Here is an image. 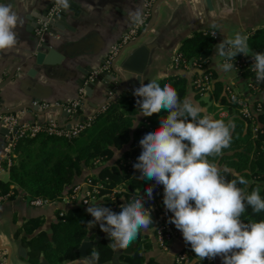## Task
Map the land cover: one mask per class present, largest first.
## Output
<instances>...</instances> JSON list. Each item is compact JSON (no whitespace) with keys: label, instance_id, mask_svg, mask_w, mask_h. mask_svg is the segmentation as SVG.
I'll use <instances>...</instances> for the list:
<instances>
[{"label":"crops","instance_id":"obj_1","mask_svg":"<svg viewBox=\"0 0 264 264\" xmlns=\"http://www.w3.org/2000/svg\"><path fill=\"white\" fill-rule=\"evenodd\" d=\"M147 1L74 0L76 9L67 10L61 20H54L52 17L60 15L59 12L53 16L50 14L55 0H0V4H11L12 10L23 18L22 26L16 29L17 45L11 50L0 52V83L6 82L0 89V105L4 111L15 109L20 123L27 125L51 122L75 125L87 118H92L93 121L99 113L107 111L112 102L118 103L119 110L123 111L124 104L121 100H127L130 92L141 85L137 84V75L134 73L132 74L135 78L127 79L128 87L124 88L120 96L118 93L122 83L112 74L111 77L103 78L90 95L86 91L82 108L75 114L65 115L62 107L77 99L81 88L85 87L86 90V82L92 72L104 65L114 47L121 43L123 37L135 26L129 19V12L139 9L144 16ZM152 8L149 24L152 20ZM34 15H47L50 18L48 23L51 35L46 38L64 56L60 65H54L48 71L43 69L35 77L29 73L38 69L35 60L40 45L37 30L41 22ZM213 23L221 27L213 29L210 27ZM260 29H264V0H212V8L207 6L205 0H166L159 3L154 25L143 41L150 45L151 52L142 81L144 84L153 80L159 82L175 75L186 78L187 97L198 104L205 115L217 119L219 113L225 109L217 108L210 94L202 98L205 104L195 100L192 81L196 72L175 68L173 65L174 57L181 52L186 40L196 33L216 30L219 36L213 39L209 68L219 81L226 86H233L251 106L264 104V87L254 90L253 79L246 77L242 72L236 73V70L227 74L220 73L216 65L222 63V60L212 58L216 55L215 46L225 38L240 32L249 39ZM120 65L116 64L115 69L121 71ZM82 80H85L84 86L80 84ZM112 83L116 84L115 87H112ZM131 85L137 86L129 87ZM38 103H46L50 109L38 107ZM144 118L142 115H136L130 130L131 140L121 149H116L110 160H97L93 166L84 167L82 174L74 180L70 188L79 183H86L89 179H98L103 167L113 166L125 153L135 151L133 135ZM104 121L99 120L98 125H102ZM144 121L151 131L156 130L151 128L150 122ZM10 137L9 130L0 123V181L3 183L10 182L9 166H4ZM12 188L18 189V194L9 192L13 196L0 203V264H51L45 257V245L49 242L55 243V226L70 210L84 207L83 196L69 200L67 194L61 201L35 207L30 204L31 197L26 196L17 185ZM94 203L98 201L92 202L90 206ZM169 214L172 217L173 214ZM171 225L176 235L168 251H163L158 246L155 225L150 226L148 230H141L140 238L150 242V246L142 253L144 264H176V257L181 252L191 250V245L185 243L182 233L174 224ZM87 237L91 241L101 239L94 248L99 252V257L100 254L104 257L98 264H130L129 256L123 253L124 249L114 251L108 246L111 243L110 237L100 230L98 224L93 228L89 227ZM92 251L93 249L88 251V256H91ZM75 260H80L79 253L76 259L63 260L56 264H69ZM214 264H222V258L218 257Z\"/></svg>","mask_w":264,"mask_h":264},{"label":"clouds","instance_id":"obj_2","mask_svg":"<svg viewBox=\"0 0 264 264\" xmlns=\"http://www.w3.org/2000/svg\"><path fill=\"white\" fill-rule=\"evenodd\" d=\"M55 3L64 10L71 8L69 0H55ZM129 19L135 26L144 23L139 9L129 12ZM22 24L23 18L12 10L11 4H0V52L17 45L16 29ZM210 27L221 26L213 23ZM215 51L212 58L222 60L216 65L220 73L234 69L237 73L233 61L243 54L253 60L250 70L255 73L256 83L264 81V52H253L247 35L236 32L216 45ZM130 77L135 78L127 73L123 79ZM133 94L142 116L168 112L166 117L159 118L157 130L141 138L142 151L133 167L141 178L163 186V204L173 214L169 223L191 245L195 258L201 261L221 257L222 264H264V221L241 220L248 206L254 213L264 211L259 188L247 194L246 188L237 185L247 186L248 180L241 176L226 180L216 163L209 160L222 156L223 150L230 147L235 123L202 115L204 110L190 97L181 100L171 85L162 87L155 80L147 84L141 81ZM146 192L147 198L152 199L153 188L148 187ZM144 204L145 199L137 188L133 198L120 206L118 214L98 203L88 205L86 211L93 220L87 225L93 228L98 224L109 235L108 246L114 251L127 249L141 230L153 225L151 210ZM98 261L99 252L93 249L91 256L69 264H98Z\"/></svg>","mask_w":264,"mask_h":264},{"label":"trees","instance_id":"obj_3","mask_svg":"<svg viewBox=\"0 0 264 264\" xmlns=\"http://www.w3.org/2000/svg\"><path fill=\"white\" fill-rule=\"evenodd\" d=\"M207 32L196 33L183 43L181 53L185 59L210 61L214 40ZM248 45L253 52H264V29L256 31L248 39ZM244 75L251 77L248 72ZM214 77L210 97L215 101L217 108L222 107L229 113L227 119H221L219 115L217 119L226 123L233 121L235 129L232 132L230 147L223 150L222 156L210 157L209 160L216 163L226 180L231 181L241 176L249 183L247 186L238 184V187L246 188L247 194L259 188L261 198H264V110L262 113L253 112L252 118H246L241 106L230 100L226 85L219 81L215 74ZM158 83L162 87L165 84L171 85L181 100L187 97L188 82L182 76L166 77ZM194 92L195 100L205 104L201 93L195 90ZM133 93L134 90L130 92L127 100H121L124 104L123 111L119 110L118 103H110L107 111L99 113L91 122V126L84 129L77 137L71 139L55 137L45 130L34 136L20 137L14 147L12 164L8 168L10 182L0 181V195L9 192L18 194L19 190L12 188L13 185H17L28 197H42L50 202L61 201L67 194L69 195L72 192L70 185L82 174L84 167L93 166L97 160L105 162L110 160L116 149H121L131 140L130 130L134 117L141 115L140 108L136 104L137 97ZM167 115L168 112L162 110L151 117H145L133 135L136 150L125 153L115 165L102 168L98 180H101L105 187L99 196L98 205L110 208L118 214L120 206L131 200L136 189L139 188V194L145 199L146 208L157 212L153 209L157 206L158 209L170 213L163 204V186L157 185L154 180L141 178L140 173L133 167L142 151L140 140L151 131L144 120L150 122L151 128L157 130L160 124L159 118ZM202 115L205 114L202 112ZM101 119L105 121L99 126L98 121ZM43 125L46 127L48 124ZM128 158H132L134 162L126 164ZM4 166H8L7 160ZM148 187L153 188L152 199L147 198ZM117 188H120L121 192L114 194ZM86 209L87 207H82L70 210L55 226V243L49 242L45 245V257L51 264L77 258L76 250L89 234L90 226L87 222L93 220ZM151 216L156 227V218L152 214ZM170 217L169 214V219ZM241 220L244 223L264 221V211L254 213L248 206ZM136 240L138 246L134 254L128 257V262L144 264L142 253L150 246V242L141 239L140 234ZM189 251L191 257H194L195 253ZM103 258L100 254L99 261L104 260Z\"/></svg>","mask_w":264,"mask_h":264},{"label":"built area","instance_id":"obj_4","mask_svg":"<svg viewBox=\"0 0 264 264\" xmlns=\"http://www.w3.org/2000/svg\"><path fill=\"white\" fill-rule=\"evenodd\" d=\"M157 0H148L147 1V9L145 15L143 16L144 23L140 26H134L122 39V42L114 47L111 53L106 58L104 65L96 69L92 72L90 78L87 80L86 85L89 83H93L96 81L100 74H110L112 72L113 64L117 59L120 50L127 45L128 43L135 40L148 26L150 17H151V8L152 5ZM59 6L56 3L53 5L51 9V15L53 16ZM216 32V35H213V32ZM50 32V24L44 23L38 30V37H43L47 33ZM213 39L218 38V31L211 30L207 32ZM235 67L239 72L245 73L248 72L253 79L252 88L254 90L261 89L264 86V81L259 84L256 83L255 73L250 70L253 64L252 58L246 57L243 54H239L235 57ZM173 65L175 68H182L186 70H194L197 75L194 76L192 81L193 87L195 91L201 93V95L208 96L212 89L215 81L214 73L209 68V62L202 59H190L187 60L183 57V54L178 53L173 59ZM235 70V69H234ZM226 92L229 95L230 100L236 102L242 108V113L246 118H252L253 112L262 113L263 112V104L258 103L255 106H251V104L242 98L233 86H226ZM86 90L85 87L81 88L79 97L72 101L70 104L63 106L65 110H67L71 114H75L82 108L83 99L85 97ZM38 107H42L44 109H50V106L46 103H38ZM219 117L226 119L228 117V112L222 110L219 113ZM92 118L80 121L77 124H69L70 128H67L68 125H60L55 122L47 123L48 125L45 127L44 125H27L20 123L19 117L15 113L5 112L2 106L0 105V123H2L11 133V140L8 146L6 147V155L5 160H7V165L10 166L12 164V156L14 147L18 141V139L22 136L31 135L34 136L36 133L45 130L49 135L55 137H61L66 139H71L80 135L84 129L91 126ZM134 160L132 158H128L126 164H132ZM104 183L98 179H89L86 183H79L72 188V192L67 196L69 200L77 199L80 195H82V204L84 207H88L92 202L98 201L99 196L102 194L104 189ZM121 192L120 188L115 189V193ZM13 195L11 193H6L0 196V203L6 199H10ZM86 202L88 205H86ZM51 203L49 200L45 198H31L30 204L35 207H42ZM151 214L156 218V228L155 235L158 246L163 251H168L170 245L175 238V231L172 228L171 223H169V213L166 211H162L158 209V207H153V209L157 210L154 212L151 208ZM154 213V214H153ZM209 260L204 259V261H200L198 258L191 257L190 251L188 249L181 252L176 257V264H214L216 259Z\"/></svg>","mask_w":264,"mask_h":264},{"label":"water","instance_id":"obj_5","mask_svg":"<svg viewBox=\"0 0 264 264\" xmlns=\"http://www.w3.org/2000/svg\"><path fill=\"white\" fill-rule=\"evenodd\" d=\"M164 1H166V0H157V2L153 5L152 20H151L150 24L147 26V28L144 30V32L141 33L135 40L128 43L127 45H125L121 49L117 59L115 60V62L113 64L112 72L110 74H102L99 77V79L96 80L94 83H89L87 85L86 91H87L88 95H90V93L93 92V89L95 88V86L100 81H102L103 78H105L106 76L111 77L112 74L116 75L122 83V88L120 89L118 96H120L123 93L125 87H128L127 80L123 79L125 74H127V73L136 74L137 75V77H136L137 84L141 83L142 76L146 71V67L148 65V60H149V56H150V52H151L150 45L143 43V41H144L147 33L153 27L154 22L156 20V7H157V5L159 3L164 2ZM69 2L71 4V8L68 10H75L76 4L74 3V0H69ZM205 2L209 8H212V0H205ZM66 11L67 10L61 9L59 7L57 12H59L60 15H55L54 17H52V19L61 20L63 17V14H66ZM74 12L77 13L76 11H74ZM34 16L37 17L39 19V21L41 22V25H39V27H41L44 23H47L50 21V18L47 17V15H45V16L34 15ZM50 35H51V31L49 33H47L46 35H44L43 37H39L40 45L38 46V52H37V56H36V60H35V63L38 66V69L31 70L29 73L30 76L35 77L38 74V72L43 70V69L48 71V70H50V68L52 66L60 65L62 63V61L64 60V56L61 55L60 50L58 48H55L51 44L50 40L47 39ZM46 36H47V38H46ZM42 41H43V43H42ZM129 50H132L131 53L129 55H126V53ZM118 63L121 64L120 65L121 71H118L115 69V65ZM80 84L82 86H84L85 80H82ZM5 85H6V82L0 83V89L3 88ZM115 85H116L115 83H112V87H115ZM136 86L137 85H131L129 87L135 88ZM35 97H40V96H35ZM62 109H63V112L65 115L71 114L67 110H65L63 107H62ZM8 112L9 113H15L16 110L14 109V111H8ZM84 120L85 119H83L82 121H84ZM67 128H70V125H68ZM100 240L101 239L98 238V239H96V241H91L89 237H86L83 240V242L81 243V245L78 247V249L76 250V252H78L80 254V260H83L84 258H86L88 256V251L96 248L98 246V243ZM136 248H137V243L135 240L134 242L131 243V245L127 249H124L123 253L126 256L133 255ZM42 264H48V263L43 262Z\"/></svg>","mask_w":264,"mask_h":264}]
</instances>
